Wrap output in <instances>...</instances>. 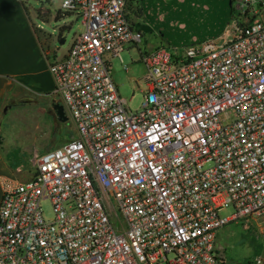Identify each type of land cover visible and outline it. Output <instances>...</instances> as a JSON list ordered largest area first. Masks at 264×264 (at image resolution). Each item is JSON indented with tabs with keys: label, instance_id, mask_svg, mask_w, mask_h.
Listing matches in <instances>:
<instances>
[{
	"label": "built area",
	"instance_id": "obj_1",
	"mask_svg": "<svg viewBox=\"0 0 264 264\" xmlns=\"http://www.w3.org/2000/svg\"><path fill=\"white\" fill-rule=\"evenodd\" d=\"M236 1L223 42L142 54L130 110L110 68L144 38L129 0H62L83 30L50 71L77 132L3 178L0 264H225L217 231L264 219V0Z\"/></svg>",
	"mask_w": 264,
	"mask_h": 264
},
{
	"label": "rangeland",
	"instance_id": "obj_2",
	"mask_svg": "<svg viewBox=\"0 0 264 264\" xmlns=\"http://www.w3.org/2000/svg\"><path fill=\"white\" fill-rule=\"evenodd\" d=\"M22 1L28 7L34 22L40 23L46 31L58 36L61 29L67 26L63 28L62 37L65 38V42L61 43L57 40L55 43L61 48V52L69 48L74 36L83 30L80 16L61 9L62 0ZM178 1L179 4L175 3V0L159 2L156 0L147 7L148 16L145 17L146 14H143L142 5L138 0H129V9L134 15L143 19L139 24L143 26L145 35L139 47L135 46L131 52L123 51L121 58L113 57L110 68L119 94L127 100L126 106L130 110L141 107L148 88L144 78L148 69L142 59L143 53H151L161 46L163 40V46H167L168 50L174 51L175 46H178L180 52L187 45L210 36L221 43L223 31L239 17L241 11L236 0ZM166 5H173L175 8H166ZM254 7H257V4H254ZM61 12L64 15L57 19V15ZM147 18L148 21H146ZM9 103L18 104L16 108H9L6 121L11 123L18 121L17 127L23 129L24 132H21L18 138L19 143L22 146H36L33 152L26 156L25 163L28 171H35L33 157L36 149L44 151L47 148L59 146L77 132L71 120L61 122L58 119L56 130L51 134L46 131L49 109L42 97L28 103L25 99L13 100L11 96ZM13 110L18 113L16 118L13 117L15 115ZM38 134L39 138H36ZM41 205L45 218L52 219L54 217L52 200L46 197ZM234 211L233 206H230L223 209L220 214L228 216ZM216 245L223 254L225 264H253L257 256H264V219L254 218L249 222L245 219L230 221L217 231Z\"/></svg>",
	"mask_w": 264,
	"mask_h": 264
},
{
	"label": "crops",
	"instance_id": "obj_3",
	"mask_svg": "<svg viewBox=\"0 0 264 264\" xmlns=\"http://www.w3.org/2000/svg\"><path fill=\"white\" fill-rule=\"evenodd\" d=\"M155 1L148 0L146 7L142 9L143 14H146L145 17L148 16L147 7ZM165 7L175 8L173 5ZM128 11L134 24L143 29L142 25L139 26L143 19L134 15L129 6ZM46 14L48 16V12ZM63 15L64 13L61 12L57 15V19ZM148 20L147 18L146 21ZM63 28L56 36L46 31L40 23L34 22L28 7L22 0H0V201L3 178L24 177L28 170L25 163L26 156L36 147L35 145L22 146L18 138L24 131L17 127L18 121L13 123L6 121L9 108L18 106V104L9 103L10 97L12 96L13 100L25 99L28 103L42 97L49 109L46 131L51 134L56 130L59 118L53 109V104L56 101L61 102V99L54 94L55 79L50 71V64L55 54L63 57L69 49L61 52V48L55 45L57 40L61 43L65 42V38L62 37ZM163 42L161 46L164 45ZM135 46L140 45H129L126 50L131 52ZM13 111L15 114L13 117L16 118L18 113ZM36 138H39V134ZM54 147L56 146L51 148Z\"/></svg>",
	"mask_w": 264,
	"mask_h": 264
},
{
	"label": "water",
	"instance_id": "obj_4",
	"mask_svg": "<svg viewBox=\"0 0 264 264\" xmlns=\"http://www.w3.org/2000/svg\"><path fill=\"white\" fill-rule=\"evenodd\" d=\"M53 108L61 121H67L68 120V115L66 113L65 107L61 102H55L53 104Z\"/></svg>",
	"mask_w": 264,
	"mask_h": 264
},
{
	"label": "flooded vegetation",
	"instance_id": "obj_5",
	"mask_svg": "<svg viewBox=\"0 0 264 264\" xmlns=\"http://www.w3.org/2000/svg\"><path fill=\"white\" fill-rule=\"evenodd\" d=\"M138 2H139V4L142 5V9H144L146 7L145 5L147 4L148 0H138ZM178 2H179L178 0H175V3H178Z\"/></svg>",
	"mask_w": 264,
	"mask_h": 264
},
{
	"label": "trees",
	"instance_id": "obj_6",
	"mask_svg": "<svg viewBox=\"0 0 264 264\" xmlns=\"http://www.w3.org/2000/svg\"><path fill=\"white\" fill-rule=\"evenodd\" d=\"M139 26H141V25L139 24Z\"/></svg>",
	"mask_w": 264,
	"mask_h": 264
}]
</instances>
